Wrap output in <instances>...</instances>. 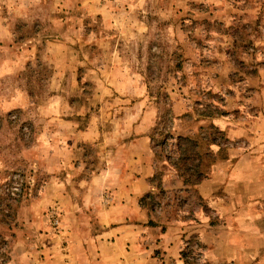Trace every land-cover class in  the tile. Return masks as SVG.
I'll list each match as a JSON object with an SVG mask.
<instances>
[{"label":"rangeland","instance_id":"obj_1","mask_svg":"<svg viewBox=\"0 0 264 264\" xmlns=\"http://www.w3.org/2000/svg\"><path fill=\"white\" fill-rule=\"evenodd\" d=\"M0 264H264V0H0Z\"/></svg>","mask_w":264,"mask_h":264},{"label":"trees","instance_id":"obj_2","mask_svg":"<svg viewBox=\"0 0 264 264\" xmlns=\"http://www.w3.org/2000/svg\"><path fill=\"white\" fill-rule=\"evenodd\" d=\"M178 140L185 143V144L183 146V149H182V146L180 148V154H179V158H178L177 163L176 162L170 163V164H172L170 166H173L174 168H176L175 167L176 164H178V165L180 164V166H182V168H185L184 164H187L188 162L193 161L194 167H195V176L197 177V179L195 181H191V182L187 181V184H190V185L198 184L200 182V179H198V178H201V176H202V174L198 170V168H200L202 165L201 154L196 153V149L198 148V145L194 144V142H192L189 138H179ZM151 197H153V196L147 195L141 201L144 203V205H147L146 201L148 199H150ZM147 206H149V204ZM149 208L150 209H148V210L153 211V209H152L153 206H152V208L149 206Z\"/></svg>","mask_w":264,"mask_h":264},{"label":"crops","instance_id":"obj_3","mask_svg":"<svg viewBox=\"0 0 264 264\" xmlns=\"http://www.w3.org/2000/svg\"><path fill=\"white\" fill-rule=\"evenodd\" d=\"M151 173L153 174V171H152ZM152 174H151V175H152ZM151 175L149 174V175H147V176H143L142 179H143V178H146V177L148 178V177H150ZM148 189H149V188L146 187L145 190H143V191H141V192H142V193H143V192L146 193V191H147ZM135 190H136V189H135ZM147 192H148V191H147ZM130 194H132L131 191L129 192V195H130ZM140 194H141V193H140ZM127 199H128V198L125 197L126 204H130L131 199H128V202H127ZM131 208H132V207H131ZM129 211H131V210H129ZM131 213H132V215H134V216L136 215V211H131ZM131 240H132V241H130V244L133 245L134 240H133V239H131ZM128 242H129V241H128Z\"/></svg>","mask_w":264,"mask_h":264}]
</instances>
